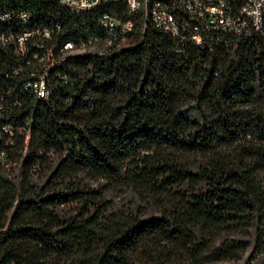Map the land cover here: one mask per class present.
Here are the masks:
<instances>
[{
    "label": "trees",
    "instance_id": "16d2710c",
    "mask_svg": "<svg viewBox=\"0 0 264 264\" xmlns=\"http://www.w3.org/2000/svg\"><path fill=\"white\" fill-rule=\"evenodd\" d=\"M7 8L28 10L27 26L60 23L54 52L83 34L84 15L56 0H0V12ZM108 8L126 12L119 2ZM222 40L177 53L169 34L149 22L142 30L134 15L126 47L64 56L47 99L17 89L11 74L20 59L0 48V76L16 84L1 120L20 130L9 147L0 138L18 163L12 177L0 165V264L264 256V37ZM49 153L57 161L37 186L31 175ZM80 171L126 179L148 209L105 211L75 180ZM73 203V213L61 211Z\"/></svg>",
    "mask_w": 264,
    "mask_h": 264
},
{
    "label": "built area",
    "instance_id": "2783aa9c",
    "mask_svg": "<svg viewBox=\"0 0 264 264\" xmlns=\"http://www.w3.org/2000/svg\"><path fill=\"white\" fill-rule=\"evenodd\" d=\"M61 6L78 15H84L81 22L83 34L75 40L65 41L55 52L54 33L61 30V24L53 22L49 26H27L31 13L24 9H4L0 21L6 23L0 29V48H7L20 61L12 70L11 77H18L17 89L32 94L38 99H47L57 88L56 78L60 72L53 68L66 55L110 53L127 46L134 28V15L138 16L142 30L147 22L175 41V52L179 53L187 45H202L233 38L253 40L264 37V0H56ZM125 5V14H118L110 8L101 9L114 3ZM98 11L93 17L92 12ZM88 15V16H87ZM53 47V48H52ZM3 73L0 80L7 85L5 94L0 91V138L10 146L16 136L18 126L1 120L13 109L8 106L9 96L16 94V84ZM66 81V75L60 76ZM59 82V81H58ZM19 104L18 100L12 102ZM20 131V130H19ZM0 165L10 170L13 163L6 151L0 148Z\"/></svg>",
    "mask_w": 264,
    "mask_h": 264
},
{
    "label": "rangeland",
    "instance_id": "374dc122",
    "mask_svg": "<svg viewBox=\"0 0 264 264\" xmlns=\"http://www.w3.org/2000/svg\"><path fill=\"white\" fill-rule=\"evenodd\" d=\"M57 161L56 153H49L47 155V160L45 164L41 165L40 168H35L31 175V182L40 186L48 175V166ZM18 163H13L9 170V176H13L17 173ZM75 180L87 189L93 190L95 195L94 201L95 205L99 204L100 208H105V211H122L130 209L133 204H142V210H147V206L140 201L138 195L135 191L126 185V179L113 180L110 177L95 175L88 171H80L76 173ZM76 205L73 203L71 205H66L61 207L63 213H73ZM248 252V251H247ZM238 260H219L212 261L207 264H264V256H259L255 261L250 263L247 262L246 256Z\"/></svg>",
    "mask_w": 264,
    "mask_h": 264
}]
</instances>
